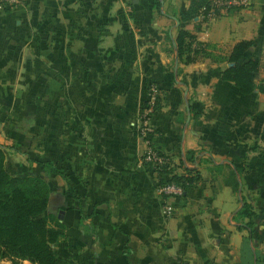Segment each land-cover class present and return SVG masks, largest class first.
<instances>
[{
	"label": "crops",
	"instance_id": "0c3cea01",
	"mask_svg": "<svg viewBox=\"0 0 264 264\" xmlns=\"http://www.w3.org/2000/svg\"><path fill=\"white\" fill-rule=\"evenodd\" d=\"M250 1L200 32L180 21L188 0H163L161 13L154 0H30L0 13V146L10 174L50 185L45 214L66 226L58 264H264V0ZM179 27L223 55L252 41L245 59L259 61L254 91L218 79L209 57L179 62ZM149 80L160 88L155 147L178 174L181 160L201 174L168 199L169 216L154 167L141 161ZM219 165L234 168L239 192ZM243 199L253 218L239 215Z\"/></svg>",
	"mask_w": 264,
	"mask_h": 264
},
{
	"label": "trees",
	"instance_id": "16d2710c",
	"mask_svg": "<svg viewBox=\"0 0 264 264\" xmlns=\"http://www.w3.org/2000/svg\"><path fill=\"white\" fill-rule=\"evenodd\" d=\"M188 1L189 7L179 11V18L183 23L194 22L197 32L210 20L213 11L215 17H219L233 10L217 7L214 0ZM162 5L161 0H154V8L158 13H161ZM175 44L179 62L189 65L203 55L217 64V78L232 81L241 93L250 94L257 87L254 79L259 69V61L245 59V53L252 47V41H240L229 54L223 55L217 52L216 46L199 42L196 34L179 27ZM152 86L158 87L156 82L149 80V92ZM260 90L264 92V86ZM148 102L149 100L144 101L140 109L143 105H148ZM159 107L160 91L153 105L154 111ZM178 139H181L180 133ZM157 152L166 160L165 163L155 166L160 184L172 183L180 186L185 194L188 188L201 182V174L197 168L186 167L181 160L180 167H183L184 173L178 174L175 172L177 165L173 159L159 150ZM197 158L196 151L186 152V160L193 162ZM5 159L4 149L0 146V261L9 260L12 264H23L24 261L32 264H58L55 245L66 237V226L55 215L45 214L51 192L48 181L34 175L10 174L5 167ZM42 165L49 173L65 176V172L52 162H44ZM223 166L229 168L226 185L231 186L234 192H239L240 181L236 171L231 165H219L218 168ZM243 200L239 215L253 218L255 214L251 205Z\"/></svg>",
	"mask_w": 264,
	"mask_h": 264
},
{
	"label": "built area",
	"instance_id": "2783aa9c",
	"mask_svg": "<svg viewBox=\"0 0 264 264\" xmlns=\"http://www.w3.org/2000/svg\"><path fill=\"white\" fill-rule=\"evenodd\" d=\"M29 0H0V12H6L7 10H12L15 8H24L28 4ZM214 4L219 8L237 9V8H247L251 5L250 0H214ZM215 12L213 11L210 19L215 17ZM159 94L157 86H152L150 89V99L148 105H143L142 109L139 111V129L138 134L142 139L145 146V151L142 155V162L145 164H151L154 167L161 165L166 162L163 156L158 155L157 148L152 140L155 134V129L152 125V115L154 114V102L156 96ZM168 157H171L168 155ZM159 193L162 195L164 200V213L169 216L174 211V206L168 202V199L172 197H181L184 194V190L172 183H163L159 185Z\"/></svg>",
	"mask_w": 264,
	"mask_h": 264
},
{
	"label": "rangeland",
	"instance_id": "374dc122",
	"mask_svg": "<svg viewBox=\"0 0 264 264\" xmlns=\"http://www.w3.org/2000/svg\"><path fill=\"white\" fill-rule=\"evenodd\" d=\"M30 1V0H29ZM29 1H28V3H29ZM26 7H28V4L23 8L24 10H25V8ZM18 8H20V7H18ZM15 9H17V8H15ZM161 9H163L164 10V6L162 5V7H161ZM0 13H3V12H0ZM209 21V20H208ZM150 99V92H149V90H148V97H147V99L146 100H149ZM145 100V101H146ZM144 103V102H143ZM152 122V121H151ZM139 125H140V123H139V114H138V127H137V129H139ZM142 140V139H141ZM143 143V142H142ZM9 154H11L12 156H11V159L14 161V158H12L13 157V155H14V150H11L10 149V153ZM141 161H142V158H141ZM143 163V162H142ZM143 164H145V163H143ZM148 165V164H147ZM149 165H151V164H149ZM12 166H10V171H13V169L11 168ZM7 262H9L8 260H6ZM7 262H5V263H3V264H10V263H7Z\"/></svg>",
	"mask_w": 264,
	"mask_h": 264
},
{
	"label": "water",
	"instance_id": "95a60500",
	"mask_svg": "<svg viewBox=\"0 0 264 264\" xmlns=\"http://www.w3.org/2000/svg\"><path fill=\"white\" fill-rule=\"evenodd\" d=\"M161 2H162V4H163V0H161ZM163 12V11H162ZM178 23H179V21H177ZM174 46L176 47V44L174 43ZM178 65V64H177ZM176 65V69H177V66ZM186 96H187V93H186ZM186 104H187V108H188V112H189V114H190V106H189V101H188V99H186ZM189 121H190V117L188 118V120H187V124L189 123Z\"/></svg>",
	"mask_w": 264,
	"mask_h": 264
}]
</instances>
